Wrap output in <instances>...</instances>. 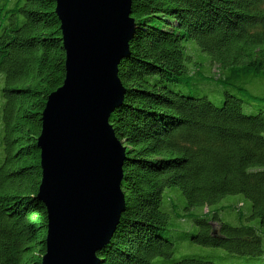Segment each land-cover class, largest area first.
Wrapping results in <instances>:
<instances>
[{"label": "trees", "instance_id": "1", "mask_svg": "<svg viewBox=\"0 0 264 264\" xmlns=\"http://www.w3.org/2000/svg\"><path fill=\"white\" fill-rule=\"evenodd\" d=\"M54 9V0H0V264H41L46 249L36 140L65 75ZM130 16V55L118 65L125 95L108 119L126 152L125 209L98 264H213L214 254L177 258L185 241L260 256L264 95L248 85L264 83V0H131ZM183 83L196 94L174 91ZM210 85L223 91L220 106L199 94ZM244 102L261 107L244 114ZM233 195L250 201L248 215L239 205L211 210ZM224 210L240 224L223 222ZM174 218L197 230L175 233Z\"/></svg>", "mask_w": 264, "mask_h": 264}, {"label": "water", "instance_id": "2", "mask_svg": "<svg viewBox=\"0 0 264 264\" xmlns=\"http://www.w3.org/2000/svg\"><path fill=\"white\" fill-rule=\"evenodd\" d=\"M65 53L62 85L41 113V180L47 214L41 264H98L125 196V148L108 119L124 99L120 61L130 55L131 0H54Z\"/></svg>", "mask_w": 264, "mask_h": 264}, {"label": "rangeland", "instance_id": "3", "mask_svg": "<svg viewBox=\"0 0 264 264\" xmlns=\"http://www.w3.org/2000/svg\"><path fill=\"white\" fill-rule=\"evenodd\" d=\"M3 19V17L0 18V21ZM206 88V89H205ZM200 86L199 94L203 97H206L207 100H209L211 103L215 104L216 106H220L223 103L224 100V94L222 89L215 88V86ZM248 88L251 90V94L254 96H262L264 95V83L260 82H254L250 85H248ZM195 89L193 86L187 83L178 84L174 88V91L183 92L185 94H196ZM231 94L237 96L236 93L230 91ZM243 101H245V96L241 97ZM261 106L259 104H251L248 105L246 102L242 103V111L244 114H252L257 111L258 108ZM264 110V109H263ZM0 126H1V118H0ZM178 197L184 201L183 196L179 191H176ZM233 205H239L236 208H239L241 206L239 212H243L244 214L248 215L250 212V201L246 200L242 195H233V196H226L223 199H221L215 206L211 207V210H218L220 206H233ZM200 208H194L193 213H200ZM207 212V210H204ZM238 211H236L237 213ZM236 213L234 211L224 210L221 211L219 214V217L223 222H226L229 225H239ZM242 223L244 225H252L257 224L256 220L246 219L243 220ZM213 230L217 232L218 230V224L213 223ZM171 228H174L176 231L175 233H181L186 231L195 232L197 230V227L195 224L189 225L181 223L180 221H177L176 218L171 220L170 224ZM179 250L177 249V252L175 253V256L177 258H180L183 255H204V254H214L213 258H208L213 264H264V253L257 257H247V256H236V255H229L227 252H225L222 249H210V248H201L196 245H189L188 242H183L179 246H177ZM264 247V242H263ZM212 257V256H211ZM207 260V261H208Z\"/></svg>", "mask_w": 264, "mask_h": 264}, {"label": "bare ground", "instance_id": "4", "mask_svg": "<svg viewBox=\"0 0 264 264\" xmlns=\"http://www.w3.org/2000/svg\"><path fill=\"white\" fill-rule=\"evenodd\" d=\"M213 232H215V231L213 230Z\"/></svg>", "mask_w": 264, "mask_h": 264}]
</instances>
